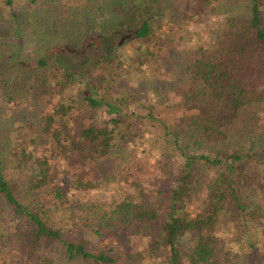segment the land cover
<instances>
[{"label":"trees","instance_id":"16d2710c","mask_svg":"<svg viewBox=\"0 0 264 264\" xmlns=\"http://www.w3.org/2000/svg\"><path fill=\"white\" fill-rule=\"evenodd\" d=\"M16 1L0 0V264H264V0ZM212 17L186 46L182 24ZM141 139L154 191L125 174Z\"/></svg>","mask_w":264,"mask_h":264},{"label":"rangeland","instance_id":"374dc122","mask_svg":"<svg viewBox=\"0 0 264 264\" xmlns=\"http://www.w3.org/2000/svg\"><path fill=\"white\" fill-rule=\"evenodd\" d=\"M28 4L29 3L27 2V0H17L14 4V7L20 8V9H22V8L27 9L30 7V5H28ZM63 4L65 6H67V5L69 6L72 4V1L71 0H63ZM215 23H216L215 17H212V18H210V20H207L205 22H200L197 24L184 22V24H182V28H181L180 32L182 33V31H183V32L188 33L187 34L188 35L187 40H190V41L186 42L185 45L188 47H190V46L191 47H193V46L201 47V45H204L205 43H209V41H211V37H212L211 31H212V28H213ZM175 31L179 32L178 27L176 28ZM177 32L165 30L163 32V35L166 39L174 37L177 41L178 38H176V36L180 35V33H177ZM140 45H141V41H134V42L128 44L123 49V51H121V55L123 56L122 59L124 61V64L128 65V67H130V65H131V63L129 61L130 60L129 57L132 55L134 49ZM145 69H146V67H145ZM137 80H138V78H134V80L132 81L131 87H135V86L137 87V82H138ZM125 83H127V81H125ZM146 113H147V110L144 108V106H132V109L129 111L130 116L137 114L140 117H142V119L140 120L142 122V124H138L137 133H141L144 131L145 132V140L151 139L154 136L156 129H154L152 127H153V125L157 124L156 122H152L150 119L145 118ZM154 115L157 118L167 120L168 124L171 123L170 122L171 112L165 110L164 107L163 108L162 107L157 108L154 112ZM99 119L102 123H104L105 121L108 120L106 110H101L99 112ZM158 127H159L160 132L163 134V132H164L162 130L163 128L160 125ZM140 143H142V145L139 146L140 148L138 150V158L141 159V161L137 162L134 166H131L130 169L125 172V174L130 173V175H131V177H128V178H130L129 183H131V181L134 179L137 183H140L147 191H154L158 187V185L156 183L154 184V182L156 179H159V177H161V174L158 173V170H157V162L159 161L160 155L156 149H153L150 147L148 142H144L141 139L139 144ZM133 148H134V143L131 144V149H133ZM178 161L180 163L185 162L183 158H178ZM63 169L66 170L67 168H63ZM126 176L127 175H125L124 177H126ZM124 177L121 180L122 182L119 186L122 187L123 189H125L124 190L125 192L127 191L130 193H134L135 191H134V189H131V184L129 185V183L128 184L125 183L126 180ZM129 186H130V188H128ZM93 193H97L101 197L104 196V198H107V200L111 199L112 194H113L110 190L94 191ZM71 196L73 197V195H71ZM228 232H229V230L226 231L227 235L225 237L227 239H233L232 234L228 233ZM141 248L143 249L144 245L141 241H139L138 249H141ZM119 252L122 253L123 251L120 249Z\"/></svg>","mask_w":264,"mask_h":264}]
</instances>
